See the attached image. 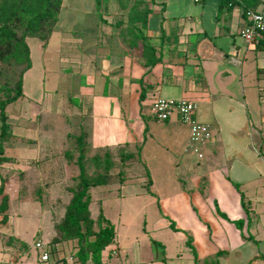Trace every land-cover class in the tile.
Returning <instances> with one entry per match:
<instances>
[{"label": "crops", "instance_id": "obj_1", "mask_svg": "<svg viewBox=\"0 0 264 264\" xmlns=\"http://www.w3.org/2000/svg\"><path fill=\"white\" fill-rule=\"evenodd\" d=\"M73 1L40 50L38 43L30 48L27 77L41 83V99L49 98L50 72L74 81L77 90L59 97L86 145L121 148L143 167L146 187H128V179L100 186L99 212L90 209L115 228L103 264H264V36L252 43L242 36L247 11L262 9L264 0H147V24L133 30V0L128 8ZM158 97L197 104L195 118L212 131L202 158L177 114L155 118ZM40 147L45 154H12L9 163L37 178L65 175L52 138ZM56 234L49 233L50 243ZM51 246L50 262L41 264H73L76 240Z\"/></svg>", "mask_w": 264, "mask_h": 264}, {"label": "rangeland", "instance_id": "obj_2", "mask_svg": "<svg viewBox=\"0 0 264 264\" xmlns=\"http://www.w3.org/2000/svg\"><path fill=\"white\" fill-rule=\"evenodd\" d=\"M113 1L115 4L116 1L121 2V8L122 5L124 8L129 7V3L124 0ZM64 4L66 7L61 13L63 16L75 6L73 0H64ZM78 15L80 20L81 16ZM26 40L30 48L34 47V43H38L39 50L45 42L38 37H28ZM54 49V46L50 45L48 49L50 51L47 52V55H52ZM15 65L1 66L3 74H0V85L7 81L16 84L20 70L25 66V63ZM30 69L26 70L23 75L24 96L7 107L11 128L3 146L8 162L0 165V185L4 184V195L8 197L6 211L8 217L6 222H3L6 226L0 228V264H6L5 261L10 256L12 257L9 258L7 264L11 261L19 264H41L42 250L37 248L35 243L37 241L49 242V233L53 232L56 229L55 225L62 220L65 207L71 197L69 188L76 185V178L80 172L77 163L79 154L77 137L80 132L75 129L73 118L66 116V113L69 115L64 107L66 100L59 97V94H65L68 88L71 89V92L77 90L79 85L74 81L69 85L66 83L68 79H65V82L64 78L59 77L57 72H50L44 85L50 95L48 99H41V83L32 82L27 77ZM0 95L2 94L0 93ZM75 101L77 102V100ZM68 130L71 132L65 136L66 132H69ZM51 138L56 150L59 146L58 154L54 152L53 157L55 159L63 157L62 159L65 160V175L58 174V179L56 177L42 179L41 173H39L37 178L36 173L27 172L24 164L14 163L13 160L9 163L11 159L9 155L12 156V154L23 155L26 151L31 155H37L39 152L45 154L40 143L49 144ZM62 150H64V155ZM85 154L86 172L90 176L103 173L107 157L112 161L111 173L105 183L93 186L90 190L93 197L90 206L92 213L97 214L99 212L101 204L99 199H103L105 196V190L100 186L110 184L109 187L114 189L115 187L111 183L124 182L128 179L132 182L129 183L128 187H146L147 180H142L143 167L137 157L130 156L129 152H124L121 148L112 152L109 149L96 150L86 145ZM54 166H58L57 162L54 163ZM54 183L58 184L51 187V191L45 188V186L50 187ZM2 197L3 195L0 196V203ZM111 203L107 212L113 216L116 214L117 203L115 201Z\"/></svg>", "mask_w": 264, "mask_h": 264}, {"label": "trees", "instance_id": "obj_3", "mask_svg": "<svg viewBox=\"0 0 264 264\" xmlns=\"http://www.w3.org/2000/svg\"><path fill=\"white\" fill-rule=\"evenodd\" d=\"M100 8L108 0H95ZM129 3L131 0H124ZM64 0H0V74L1 66L21 65L16 84L7 81L0 85V165L8 162L4 154L3 142L10 132L7 107L24 96V73L32 67L31 50L28 37H38L47 41L52 35L63 11ZM152 12L151 3L147 0H133L128 11L127 28H137V23L146 26L148 16ZM137 36V34H136ZM15 65V66H16ZM80 172L76 185L70 187L71 197L65 207L62 220L55 225L57 234L51 243L76 240V258L80 264H103L102 253L115 239V228L100 212L94 219L90 211L93 186L102 185L111 173L112 161L106 158L103 173L90 176L86 172L84 134L77 137ZM134 155L132 153L129 154ZM1 222L7 220L8 197L4 195V184L0 185Z\"/></svg>", "mask_w": 264, "mask_h": 264}, {"label": "built area", "instance_id": "obj_4", "mask_svg": "<svg viewBox=\"0 0 264 264\" xmlns=\"http://www.w3.org/2000/svg\"><path fill=\"white\" fill-rule=\"evenodd\" d=\"M248 23L242 31L244 39L252 43L257 38L264 36V7L260 10L249 9L247 11ZM197 104L192 100H174L158 97L152 105V112L159 121L170 119L177 114L180 120L190 126V142L195 153L202 158L204 156L202 148L204 144L212 138V131L206 125L195 118ZM35 246L42 250L41 261L50 262L52 246L50 242L37 241ZM76 254L69 255V261L73 264L77 262ZM8 264H19L11 261Z\"/></svg>", "mask_w": 264, "mask_h": 264}]
</instances>
